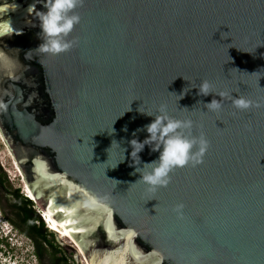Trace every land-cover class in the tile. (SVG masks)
<instances>
[{
    "label": "water",
    "instance_id": "1",
    "mask_svg": "<svg viewBox=\"0 0 264 264\" xmlns=\"http://www.w3.org/2000/svg\"><path fill=\"white\" fill-rule=\"evenodd\" d=\"M44 4L0 0V132L57 234L91 264H264V0H83L57 55ZM203 80L258 107L207 111ZM161 105L209 148L150 191L128 141Z\"/></svg>",
    "mask_w": 264,
    "mask_h": 264
},
{
    "label": "clouds",
    "instance_id": "2",
    "mask_svg": "<svg viewBox=\"0 0 264 264\" xmlns=\"http://www.w3.org/2000/svg\"><path fill=\"white\" fill-rule=\"evenodd\" d=\"M82 4L83 0H45L43 7L46 11L38 13L39 27L44 37L40 51L57 55L68 51L73 46V41L68 40L67 37L80 22V16L75 10ZM195 88H198L197 94L200 96L207 97L209 94H215L221 98L220 100L213 98L207 103L197 102L198 104L203 103L207 111L222 110L226 99L230 100L233 108L238 111H247L252 107H258L244 96H233V94L224 91L214 93L213 85L208 80L201 81ZM187 92L183 90L181 98ZM138 112L148 117H154V119L142 128L136 129L132 133L133 138L128 141L132 149L130 166L134 168V172L131 174L139 173L140 179L138 180L146 184L150 191L167 187L171 182V173L174 169L183 168L188 164L196 166L202 163V158L209 148V141L203 133L192 134V120L178 119L169 115L166 105H161L155 115L149 111H142L140 108H138ZM124 130L127 131V128ZM141 131L147 133L143 140L137 138V133ZM113 142L120 147L115 140ZM146 146L150 152H156L159 155L157 159L143 163V166L140 167L142 161L139 154L145 150ZM125 151L126 149H124V158L120 162L126 158ZM183 207V204H177L174 208L177 217L181 219L183 218ZM0 243L8 244L7 235H0Z\"/></svg>",
    "mask_w": 264,
    "mask_h": 264
},
{
    "label": "trees",
    "instance_id": "3",
    "mask_svg": "<svg viewBox=\"0 0 264 264\" xmlns=\"http://www.w3.org/2000/svg\"><path fill=\"white\" fill-rule=\"evenodd\" d=\"M0 206L8 221L33 241L41 264H77L74 257L68 255L57 233L46 226L35 208V202L19 188H12L1 165Z\"/></svg>",
    "mask_w": 264,
    "mask_h": 264
},
{
    "label": "rangeland",
    "instance_id": "4",
    "mask_svg": "<svg viewBox=\"0 0 264 264\" xmlns=\"http://www.w3.org/2000/svg\"><path fill=\"white\" fill-rule=\"evenodd\" d=\"M9 152L10 150L0 132V165L2 169L7 173L12 188H19L20 192L24 193V175L23 173L20 174L15 168L13 159L10 156ZM35 208L38 214L41 216V209L36 203ZM44 222L46 223V226L49 227L48 222H46L45 220ZM0 235H7L8 240V244L0 243V264H41L35 254V245L33 241L28 236L20 232L11 222L8 221V219L4 215L1 206ZM57 237L64 245V248L66 249L68 255L70 257H74L77 264H89V261H86L84 255L79 252V250L77 254L70 247V245H74L75 247H77L73 240L71 241L69 238H61L58 234Z\"/></svg>",
    "mask_w": 264,
    "mask_h": 264
},
{
    "label": "bare ground",
    "instance_id": "5",
    "mask_svg": "<svg viewBox=\"0 0 264 264\" xmlns=\"http://www.w3.org/2000/svg\"><path fill=\"white\" fill-rule=\"evenodd\" d=\"M10 156L12 157L13 159V163H14V166L15 168L17 169V171L22 174V171L18 165V163L16 162L13 154L11 153V151L9 152ZM24 180V184H25V189L24 191L27 193L26 195H28L31 199L34 200V196L32 194V192L30 191V189L28 188L27 184H26V181H25V178H23ZM39 206V205H38ZM40 207V206H39ZM41 213L44 215L45 217V221L48 222L49 224V228L53 231H55L57 233V227L55 225V223L53 222L51 216L46 212L45 209L41 208ZM74 231V229L71 227L69 229H63V230H58V235L61 237V238H69L71 241L73 240V237H72V232ZM89 264H91L89 262Z\"/></svg>",
    "mask_w": 264,
    "mask_h": 264
},
{
    "label": "built area",
    "instance_id": "6",
    "mask_svg": "<svg viewBox=\"0 0 264 264\" xmlns=\"http://www.w3.org/2000/svg\"><path fill=\"white\" fill-rule=\"evenodd\" d=\"M24 194H26V193L24 192Z\"/></svg>",
    "mask_w": 264,
    "mask_h": 264
}]
</instances>
